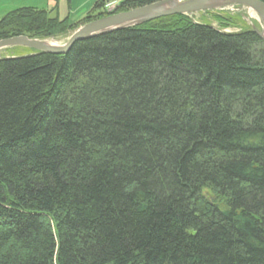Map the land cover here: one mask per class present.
Returning a JSON list of instances; mask_svg holds the SVG:
<instances>
[{
    "label": "trees",
    "instance_id": "16d2710c",
    "mask_svg": "<svg viewBox=\"0 0 264 264\" xmlns=\"http://www.w3.org/2000/svg\"><path fill=\"white\" fill-rule=\"evenodd\" d=\"M110 1L83 22L159 0ZM0 264H264V40L174 14L0 57Z\"/></svg>",
    "mask_w": 264,
    "mask_h": 264
},
{
    "label": "water",
    "instance_id": "95a60500",
    "mask_svg": "<svg viewBox=\"0 0 264 264\" xmlns=\"http://www.w3.org/2000/svg\"><path fill=\"white\" fill-rule=\"evenodd\" d=\"M229 3L244 5L258 14L263 21V29L260 31L255 28L254 31L264 40V2L262 0H159L87 22L75 30L67 42L62 45L41 39L29 38L26 35H18L0 39V49L10 46H26L38 52L64 54L70 50L76 41L82 39L142 24L163 16L190 14L214 9Z\"/></svg>",
    "mask_w": 264,
    "mask_h": 264
},
{
    "label": "rangeland",
    "instance_id": "374dc122",
    "mask_svg": "<svg viewBox=\"0 0 264 264\" xmlns=\"http://www.w3.org/2000/svg\"><path fill=\"white\" fill-rule=\"evenodd\" d=\"M7 1V0H6ZM56 2V0H54ZM97 1V0H96ZM96 1L93 6L85 13V15L80 20H72L69 17V22L74 23L75 26L68 31L65 32H57L53 35L47 37H36V39H41L48 41L50 43H55L58 45H62L67 42L68 38L71 34L77 30L80 26L87 22H83V18L86 17L89 13H93ZM122 0H112L108 3L107 11H113L119 9L118 5ZM8 2L0 4V19L5 16L8 12L12 11L14 8L21 7L23 5H13ZM52 16H56L55 11L51 12ZM194 21L205 22L213 25L214 27L221 29L227 32H237L243 29L251 28L258 30L263 29V21L250 8L241 5V4H224L214 9L203 10L198 12L190 13ZM67 16V15H66ZM61 17H63L61 15ZM68 17V16H67ZM74 21V22H73ZM30 38V37H29ZM34 51L33 49L26 46H10L0 49V57L16 55V54H28Z\"/></svg>",
    "mask_w": 264,
    "mask_h": 264
},
{
    "label": "crops",
    "instance_id": "0c3cea01",
    "mask_svg": "<svg viewBox=\"0 0 264 264\" xmlns=\"http://www.w3.org/2000/svg\"><path fill=\"white\" fill-rule=\"evenodd\" d=\"M13 5L32 6L37 8L51 9L55 7L56 14L68 16L72 20H80L93 6L96 0H0L1 5L8 2ZM19 8V7H17ZM15 9V8H14ZM74 22V21H73Z\"/></svg>",
    "mask_w": 264,
    "mask_h": 264
}]
</instances>
